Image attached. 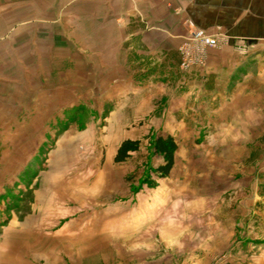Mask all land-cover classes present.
I'll use <instances>...</instances> for the list:
<instances>
[{
	"label": "rangeland",
	"instance_id": "1",
	"mask_svg": "<svg viewBox=\"0 0 264 264\" xmlns=\"http://www.w3.org/2000/svg\"><path fill=\"white\" fill-rule=\"evenodd\" d=\"M76 104L26 109V141L19 149L15 141L2 144L0 264H264V222L252 225L263 234L249 235L248 246L233 234L245 212L238 185L255 164L249 153L264 165V137L251 142L213 110L186 109L192 119L180 126L160 124L158 110L152 120L117 125L97 120L101 102ZM198 113L205 124L194 119ZM168 135L178 149L162 178L155 170L164 158L152 142ZM127 139L140 148L116 163ZM220 220L227 221L219 227ZM207 242L228 246L211 256ZM184 243L191 246L183 250Z\"/></svg>",
	"mask_w": 264,
	"mask_h": 264
},
{
	"label": "crops",
	"instance_id": "2",
	"mask_svg": "<svg viewBox=\"0 0 264 264\" xmlns=\"http://www.w3.org/2000/svg\"><path fill=\"white\" fill-rule=\"evenodd\" d=\"M189 21L215 36L219 46L205 49L202 66L183 71L179 50ZM79 101L83 109L101 102L94 107L97 120L117 125L145 117L180 126L192 119L186 109L213 110L259 143L264 0H0V149L14 141L19 149L26 141V109L71 110ZM155 110L160 112L153 118ZM194 119L205 124L204 113ZM258 156L248 154L255 164L238 185L245 212L242 226L235 219L233 234L244 235L243 246L253 239L249 235L263 234L258 226L264 222V165ZM184 234L186 243L189 233ZM185 243L183 250L191 246ZM227 244L204 246L214 256Z\"/></svg>",
	"mask_w": 264,
	"mask_h": 264
},
{
	"label": "built area",
	"instance_id": "3",
	"mask_svg": "<svg viewBox=\"0 0 264 264\" xmlns=\"http://www.w3.org/2000/svg\"><path fill=\"white\" fill-rule=\"evenodd\" d=\"M189 35L187 41L180 47L181 69L189 71L204 64L205 49L219 46L218 39L198 28L193 22H188Z\"/></svg>",
	"mask_w": 264,
	"mask_h": 264
},
{
	"label": "trees",
	"instance_id": "4",
	"mask_svg": "<svg viewBox=\"0 0 264 264\" xmlns=\"http://www.w3.org/2000/svg\"><path fill=\"white\" fill-rule=\"evenodd\" d=\"M154 151L161 154L164 158V164L160 165L155 171L156 174L162 178H167L175 164V154L178 145L173 136L158 137L152 142ZM140 148V141L127 139L121 143L115 155V162H124L129 158L130 154L137 152Z\"/></svg>",
	"mask_w": 264,
	"mask_h": 264
}]
</instances>
